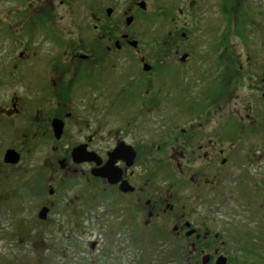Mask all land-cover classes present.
Returning <instances> with one entry per match:
<instances>
[{"label":"flooded vegetation","instance_id":"1","mask_svg":"<svg viewBox=\"0 0 264 264\" xmlns=\"http://www.w3.org/2000/svg\"><path fill=\"white\" fill-rule=\"evenodd\" d=\"M203 1L172 0L161 40L154 0H0V193L31 196L41 187L37 211L47 213L39 222L68 210L78 240L88 222L120 229L116 253L107 255L119 253L122 264L129 234L167 240L165 252L184 264L229 263L211 245L218 234L195 225L193 210L202 191L238 166L240 144L263 133L264 41L257 53H237L238 40L223 30L240 32V0H216L219 35L200 68L190 35ZM147 22L151 40H143ZM212 27L206 21L208 33ZM35 154L42 162L26 166ZM63 187L76 192L64 203ZM99 238L88 243L97 264L105 261Z\"/></svg>","mask_w":264,"mask_h":264},{"label":"rangeland","instance_id":"2","mask_svg":"<svg viewBox=\"0 0 264 264\" xmlns=\"http://www.w3.org/2000/svg\"><path fill=\"white\" fill-rule=\"evenodd\" d=\"M171 1L154 0V4L160 9L161 40L170 29L169 11L176 8ZM215 1L204 0L205 3L196 7L198 12H194L192 21L197 29L190 35L191 50L194 56L201 59L202 64L195 62L202 69L206 67V58L214 55L210 42L213 38L216 41L219 35L217 27L221 18L217 7L212 6ZM237 10V20H234L233 24L238 22L237 30L240 32L234 31L233 27L229 31L227 24L223 31L226 34L233 32L238 40L237 53L243 54L251 50L257 53V48L264 41V0H240ZM206 21H209L210 26H214L210 30L211 33L206 30ZM149 23L145 25L143 40H151L154 35V22ZM201 77L204 80L207 78L205 73ZM200 81L202 83L198 85L203 88L206 84L202 79ZM255 135L257 137L254 141L242 142L234 153L235 158L241 160L238 166L225 175L224 183L221 181L217 188L202 191L193 210L195 225L218 234L219 239L211 245L219 248V252L228 257L227 264H264V130L262 134ZM245 154L248 155L242 159L240 155ZM33 158L34 160L26 161V166L38 167L42 162V154H35ZM37 172L42 176L43 183L47 174L39 170ZM33 173H36V168ZM164 179L168 180V177L164 176ZM57 191V198L63 203L76 193L67 187ZM0 194L4 197L3 200L0 199V259L7 260L9 264H97L91 262L97 255H93L89 250L88 243L99 241V235H102L100 252H103L105 261L101 264H122V261H119V253L117 257L107 255L116 253L114 243L119 246L121 242L120 229L111 231L117 233L112 234L102 231L101 223L88 222L87 230L82 231V240H78L80 231L68 210L52 211L46 224L37 220L38 207L46 195L41 187L34 189L31 196L23 189L16 194L14 191ZM108 216L114 222H119L118 213L111 212ZM132 231L134 230L130 226L129 232ZM157 242L159 243L149 239L135 240L129 234L124 242L127 264H184L179 256L165 252L167 247L163 243L168 242L167 240L160 241L158 238ZM175 247V253L177 249L182 248ZM0 264L4 263L0 260Z\"/></svg>","mask_w":264,"mask_h":264},{"label":"water","instance_id":"3","mask_svg":"<svg viewBox=\"0 0 264 264\" xmlns=\"http://www.w3.org/2000/svg\"><path fill=\"white\" fill-rule=\"evenodd\" d=\"M263 99H264V95H263ZM10 160H15L14 157L10 156ZM46 213H47V209L42 208L38 214H37V218L41 221H44L46 219ZM192 232H190L188 235H190ZM215 264H226V259L223 257H219L217 258Z\"/></svg>","mask_w":264,"mask_h":264}]
</instances>
